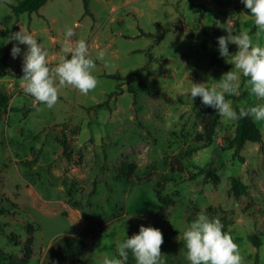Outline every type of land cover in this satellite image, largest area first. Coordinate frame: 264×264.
<instances>
[{
    "label": "rangeland",
    "instance_id": "rangeland-1",
    "mask_svg": "<svg viewBox=\"0 0 264 264\" xmlns=\"http://www.w3.org/2000/svg\"><path fill=\"white\" fill-rule=\"evenodd\" d=\"M19 1L0 0V30L8 31L0 36V55L16 43L7 40L14 28L37 37L50 66L68 42L69 26L73 42L88 43L93 27L104 24L99 43L113 42L96 61V87L87 94L61 87L52 109L33 104L23 91L27 46L10 60V68L18 61L21 70L0 82V206L8 209L0 216V264L21 258L28 223L32 254L22 264H79L48 252L65 234L85 240V252L101 264L104 254L115 253L124 229L131 236L141 224L162 231L167 264H188L180 233L202 210L221 220L242 264H264V122L252 119L262 142L234 152L228 140L236 121L219 116L208 142L204 118L211 109L194 108L200 97L192 102L187 95L193 82L215 84L232 68L217 47L227 27L248 29L264 44L241 0H87L88 13L84 0H47L16 16L11 5ZM111 6L118 10L110 12ZM89 51L95 57L99 50ZM235 51L230 43L229 52ZM229 99L233 107L259 102L243 83L240 95ZM188 148L191 156L172 167ZM199 167L211 170L198 175ZM232 178L246 186L242 194L231 190ZM155 191L170 201L159 202ZM128 264H134L131 256Z\"/></svg>",
    "mask_w": 264,
    "mask_h": 264
},
{
    "label": "clouds",
    "instance_id": "clouds-1",
    "mask_svg": "<svg viewBox=\"0 0 264 264\" xmlns=\"http://www.w3.org/2000/svg\"><path fill=\"white\" fill-rule=\"evenodd\" d=\"M257 29L256 36L264 33V0H241ZM227 35L217 37L218 51L232 68L216 80L217 83H192L187 95L193 102L198 96L204 106L211 107L225 121H238L250 117L254 122H264V44L254 41L248 29L227 27ZM72 27L64 33L67 43L54 66H50L48 51L36 36L28 31H15L7 38L15 41L10 49L13 58L21 55L20 45H26L22 53L21 84L23 91L36 104L52 109L59 96V89L72 86L83 94L93 90L98 81L95 75L96 61L103 60L105 52L99 50L95 57L90 54L85 39L71 40ZM236 45L235 52H229V44ZM254 96L258 103L248 107H233L226 96H239L241 84ZM184 259L188 264H242L243 257L238 245L224 231L218 217H209L206 211L199 212L180 233ZM162 231L152 225L139 226V230L128 236L125 229L116 242L115 253H107L101 264H128L131 256L134 264H167L161 253Z\"/></svg>",
    "mask_w": 264,
    "mask_h": 264
},
{
    "label": "trees",
    "instance_id": "trees-1",
    "mask_svg": "<svg viewBox=\"0 0 264 264\" xmlns=\"http://www.w3.org/2000/svg\"><path fill=\"white\" fill-rule=\"evenodd\" d=\"M47 0H20L17 4L11 5L12 11L15 13L16 16H18L22 12H33L37 11L42 5ZM86 10L85 12L88 13L87 9V0H84ZM166 30H170L171 28H165ZM6 32L4 30H0V36H3ZM15 32V28L10 31ZM150 34V33H148ZM10 46L11 43L7 44L5 47L4 52L0 55V77L6 76L9 72L8 66H7V60L9 56V51H10ZM110 76L118 78V74H110ZM5 95V94H4ZM233 96H226V99H229ZM0 103H2L0 101ZM201 99H197L193 105L195 106L200 105ZM207 108L211 109V112L207 114L204 118L205 123L207 124L208 127V142L211 141L212 139V133L216 127L217 120L219 118V115L215 113V110L211 107L206 106ZM234 108L239 110V105L235 104ZM195 110V109H194ZM263 140L262 138V133L260 128L252 121V118L250 117H245L242 118L238 121H236V126H235V133L234 136L228 140V147L233 148L234 152H238L243 145L246 142H253V143H261ZM193 152V149H186L184 151H180L172 161L171 166L173 167V163L179 162L183 160L184 158L190 157ZM130 171L132 169H135V164L130 163L129 164ZM211 168L207 167H199L197 168L196 174L201 175L204 174L208 171H210ZM246 186L236 178H232L231 180V190H233L237 194H242L244 192V189ZM95 192V187L92 188L91 194ZM156 197L159 202L167 204L170 199L169 198H164L160 195L159 191H155ZM8 213V209L0 206V216H4ZM27 233L28 236L26 238L25 244H24V250H23V255L19 260H11L10 264H22L26 262L31 254H32V241H33V236L32 233L34 231L33 226L28 223L27 224ZM7 239L11 242H16L17 241V235L13 233H9L6 235ZM251 240L253 244L258 247L260 246V239L257 238L255 235H251ZM87 247V243L85 240L81 239L78 236L70 235V234H65L62 235L58 238H56L50 249H49V254H58L62 259L79 263V264H93L91 257L85 252V249ZM48 264H52V260H48Z\"/></svg>",
    "mask_w": 264,
    "mask_h": 264
},
{
    "label": "crops",
    "instance_id": "crops-1",
    "mask_svg": "<svg viewBox=\"0 0 264 264\" xmlns=\"http://www.w3.org/2000/svg\"><path fill=\"white\" fill-rule=\"evenodd\" d=\"M117 10H118V8L116 6H111L110 9H109L110 12H115ZM134 10L136 12L138 11L137 8L134 9ZM103 25L100 24L99 26L93 27L92 36H91V39L88 42V46L90 48H96L98 50H103V51H106L107 49H111L112 42H113L112 39L113 38H110L109 40L104 41L103 42V45L101 43H99L100 36H101V34L103 32V27H104ZM184 27L186 28L185 25H183V28ZM168 28H170V27H168ZM2 30H4V29H2ZM16 30H17V27H16ZM31 32H33V30ZM114 55H116V54H114ZM11 59H12V56L10 55V51H9V56H8V60H7V65H8L9 73L6 76L0 77V82L7 81V79H9V77L14 73V71L16 69H20V66L18 64V61L14 63L13 69L9 67V62H10ZM14 79H16V78H14ZM12 83H14V84L16 83L17 84V81L16 80L15 81L13 80ZM33 104H35L34 101H33ZM68 127H71V126H68Z\"/></svg>",
    "mask_w": 264,
    "mask_h": 264
}]
</instances>
